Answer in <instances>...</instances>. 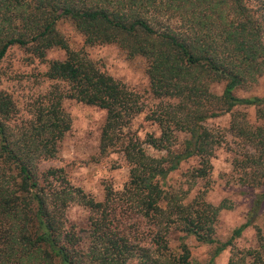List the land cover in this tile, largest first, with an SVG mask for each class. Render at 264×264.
Returning <instances> with one entry per match:
<instances>
[{
    "label": "trees",
    "instance_id": "1",
    "mask_svg": "<svg viewBox=\"0 0 264 264\" xmlns=\"http://www.w3.org/2000/svg\"><path fill=\"white\" fill-rule=\"evenodd\" d=\"M61 21L83 37L82 48H70ZM101 45L145 61V95L89 58L85 48ZM14 47L42 63L52 49L65 57L48 63L43 76L54 85L28 118L0 89V264H193L188 241L210 248L207 264L227 249L228 264H264V223L254 227V246L234 244L264 209V95H238L264 75V0H0V63ZM64 100L105 112L99 152L122 153L129 168L120 193L105 186L96 201L62 168L41 167L70 130ZM143 113L159 133L141 140L129 127ZM224 116L226 129L208 125ZM222 145L231 179L255 192L250 219L225 240L217 223L230 204L195 192L208 186ZM191 159L183 185L171 183ZM73 205L88 210L86 230L68 224Z\"/></svg>",
    "mask_w": 264,
    "mask_h": 264
},
{
    "label": "rangeland",
    "instance_id": "2",
    "mask_svg": "<svg viewBox=\"0 0 264 264\" xmlns=\"http://www.w3.org/2000/svg\"><path fill=\"white\" fill-rule=\"evenodd\" d=\"M58 30L67 40L73 50L83 47V37L74 29L72 24L61 21ZM89 58L105 73L116 81L125 84L128 89L145 95L148 91V80L145 69L146 63L141 58L128 59L123 51L115 45H101L85 48ZM65 54L59 49H52L46 54V61L30 60L28 55L19 48L10 49L0 63V89L6 91L15 102L18 115L28 118L31 103L38 96L48 90L54 82L48 81L43 74L47 65L53 60H63ZM219 91V88H216ZM240 97L264 95V75L257 83L238 93ZM62 108L71 119L70 130L60 143V151L54 160L43 162L41 167L62 168L70 183L81 188L96 201L104 198L105 186H110L115 193L123 190L128 181L129 168L122 153L111 152L101 155L99 152V136L105 121V112L94 106H87L72 100H64ZM250 121L254 122L253 109L247 110ZM229 117L211 120L208 125L215 129H226ZM129 130L144 140L146 135H158L156 125L145 120V114L135 117ZM230 143V137H227ZM147 151L152 156L158 153L151 148ZM231 154L225 145L216 150L212 159V171L208 186L199 184L195 192L205 193L207 202L218 205L222 201L230 204L228 210H223L217 223L216 235L225 240L231 231L250 219L252 199L255 192L252 189L237 184L230 177ZM196 165L191 159L181 166V169L170 178L171 183L182 184L184 173ZM254 217V216H253ZM69 225L77 230L88 228L89 212L87 209L73 205L66 212ZM264 223V209L252 220L251 226L235 241L239 249H247L255 245V228ZM188 249L193 264H207L210 257V248L201 246L194 241H188ZM230 250L222 252L213 264H228Z\"/></svg>",
    "mask_w": 264,
    "mask_h": 264
}]
</instances>
